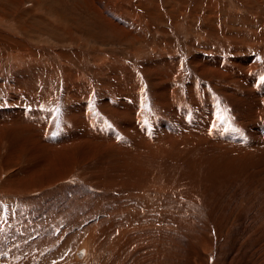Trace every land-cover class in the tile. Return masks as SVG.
Masks as SVG:
<instances>
[{"label": "rangeland", "instance_id": "1", "mask_svg": "<svg viewBox=\"0 0 264 264\" xmlns=\"http://www.w3.org/2000/svg\"><path fill=\"white\" fill-rule=\"evenodd\" d=\"M109 16L119 21L121 29L106 23L105 17ZM139 19L143 20L140 22ZM172 25H184L187 26V30L185 33L177 32ZM223 40H226V43ZM253 42L258 43L257 49L250 47ZM235 45L241 48L240 53L231 52ZM22 52L29 54L33 61L17 57V61L8 62L9 55L15 56ZM213 56L224 62L233 57L239 61L241 59L250 61L251 64L249 63L246 70H240L238 76L255 81L252 85L253 90H250L254 94L252 98L242 97V92L246 89L242 84L235 86L229 78L225 79L222 76L218 78L217 74L220 75L218 71L215 77L211 76L209 72L217 68L214 63L208 61ZM164 60L166 64H163ZM224 62L222 61V65ZM165 82H171L177 88L174 94L164 93ZM126 89H129L133 98L142 104L143 113L139 117L146 125L145 128L150 129L152 126L150 136L146 133L147 129L141 128L140 131L146 135L143 137L139 132V136L134 135L136 141L143 147H149L150 141L157 139L159 144L166 146L162 148L163 158L161 156L146 162L154 167L162 165L161 170L167 181H170L171 168H179V173L183 175L180 178L182 179L180 185L183 188H179V191L173 188L174 193L171 191L168 195L169 199L172 195L174 198L169 201L172 204L170 209L173 211L168 209L170 212L165 213L167 217L165 215L157 217L163 219V227L160 230L152 227L158 222L153 223L156 217L151 215V219L148 217L149 220L146 218L143 223V225L148 223L146 225L149 227L141 226V229L145 228L143 231L141 229L139 231V228L134 231L135 237H132V244L128 248L129 253L134 250V254L131 253L133 256L130 255L129 264H132L131 259L133 264H139L142 262L139 258L142 257L145 259L142 258L144 262L141 264H264V163L258 165L261 162L259 155H262L263 151L256 148L259 143L262 144L258 146L259 149H264V0H0V118L6 114L13 119L5 128H2L4 120L0 119V169L4 166L12 170L11 174L2 177L5 181L9 177L18 180L27 171L36 167L39 170L40 165L38 167L37 164L41 154L37 149L22 146L21 141L35 137V134L28 130H40L43 139L50 136L59 138L67 134V131L75 130V124L82 118L74 117L77 120L74 121L67 112L74 111L76 107H73L77 102L87 103L86 118L91 122H101L105 127H101V130H118L115 125L118 119H112L113 113L103 109V106L105 102L115 106L117 101L113 97L118 94L124 96ZM186 98L190 102L186 101ZM225 101L230 104L227 105V109H223L222 102ZM208 106L217 112L216 116L221 114V117L215 119L218 122L214 121V124L226 122L224 128L219 129L225 130L227 135L235 133L244 136L245 139L241 141L245 142L240 141L243 147L257 144L253 146L254 149L250 148L253 152L245 156L235 148L234 142L225 143L231 155L236 158L243 156L240 165L238 164L239 171L243 173L236 177L239 180L232 179L231 169L208 164L206 160L212 162L215 157L223 155L217 153L219 150L216 149L215 153L201 147L199 154H195L194 130L199 127L200 123L197 122L203 124L205 120L210 122L208 118L210 110L206 108ZM15 109L22 112L26 110L27 115L31 117L30 121L27 122L28 119L23 114L22 117L21 113L20 116L16 114L17 117L14 114ZM229 115L231 120L228 119ZM85 119L80 122L87 121ZM49 124L50 128L46 129ZM187 128L191 133L177 136L178 131ZM161 129L168 131L164 133ZM44 130L46 132L43 133ZM206 139L210 141L211 138ZM26 148L34 152L29 154L25 151ZM175 148L180 149L178 153ZM80 149L81 146L64 145L52 152V156L55 157L54 168H57L55 170L66 173L72 169L71 180L73 179L78 189L60 190L65 182H69L64 180L62 185L51 192L38 190L29 193L25 196L23 204H19L14 196L0 198L1 256L8 252L10 244H13L17 257L29 254L34 256L31 264L41 260H45L44 264H65L73 256V248L75 246L77 248L82 236L95 226L99 231H104L99 234L102 250L93 259L92 264H100L103 261L116 264V255L110 253L111 243L119 226L114 225L113 231L108 229L112 224L118 223L117 220L120 223L126 215L109 214L116 210L117 203L111 200H96L88 192L91 189L88 181L96 184L97 180L94 178L99 175L103 179L95 188L101 187L99 185L103 182L104 187L116 186L115 189L119 192V188L126 190L123 188L124 183L131 175L134 182L140 175L133 171L129 174L121 166L124 161L113 157L110 152V155L107 154V151H101L97 156L84 157L83 161L79 156ZM73 155L78 159V161H75L76 158L72 159V162H77L75 165L77 168L67 169L68 160H71ZM226 156L230 157L229 159L233 158ZM189 157L191 159H186ZM60 158L67 159V164L59 165L57 160ZM167 158L170 160H166ZM34 159L36 161H32ZM258 159L259 162L256 161ZM19 160L20 162L15 163ZM194 161H201L217 173L227 171L226 177L223 174V180L226 178V182L220 181L219 187L217 184L215 187L211 181L204 180L208 178L207 175L206 177L205 174L201 175L200 178L204 176L203 180L196 176L195 185L200 188L199 192L195 193L197 188L193 187V182L188 179L192 173L190 165ZM254 163L257 164L256 169L259 168L255 170L256 175L258 172L261 175L254 176L252 169ZM47 167L43 165V168ZM204 167L208 169L207 166ZM193 176L195 174L192 178ZM210 182L211 185L208 186L207 183ZM25 185L27 184L21 181L11 185V188L18 189ZM104 187L103 190H98L105 191ZM209 187H213L211 191L208 190ZM85 191L88 192L87 196ZM208 191L212 192V195H208ZM57 192L58 196L49 201ZM112 192L113 188L109 193ZM193 194L195 198L199 196L197 199L194 198L195 202L192 200L194 196L191 197ZM202 199L205 200V210L199 208ZM141 206H135L139 207V216L144 211L141 210ZM87 209H90L89 212ZM74 220L79 224L72 225ZM139 223L134 222V226H140ZM147 227L155 230H151L153 233H146L149 232ZM201 233L214 241L213 246L206 248L207 251L200 243L198 234ZM156 249L161 255L156 253L154 257L152 254Z\"/></svg>", "mask_w": 264, "mask_h": 264}, {"label": "bare ground", "instance_id": "2", "mask_svg": "<svg viewBox=\"0 0 264 264\" xmlns=\"http://www.w3.org/2000/svg\"><path fill=\"white\" fill-rule=\"evenodd\" d=\"M130 4V3H129ZM127 13V12H126ZM111 16L109 17H105V20H106V23L109 25H113L115 26L114 28H120V25H119V21L115 20V19H111L110 18ZM138 17H140V15H138ZM114 20V21H113ZM140 22L143 20V19H139ZM144 23V21H143ZM147 24V23H146ZM179 24V23H178ZM147 26V25H146ZM174 26V25H172ZM175 30L177 32H184L187 30V26H179V25H175L174 26ZM174 30V29H173ZM177 35V34H176ZM224 41V40H223ZM226 41V40H225ZM224 41V42H225ZM232 41V40H231ZM228 42V41H227ZM226 43V42H225ZM256 43L257 42H253V44H250V47L254 48V49H257L256 48ZM258 44V43H257ZM167 45V44H165ZM158 46V45H157ZM162 46V45H160ZM171 46V45H170ZM258 46V45H257ZM260 47V46H259ZM167 48V47H166ZM170 48V47H168ZM225 48V47H224ZM235 49L232 50L231 52L234 53V54H237V53H240L241 52V48H238L237 45H235L234 47ZM165 49V48H164ZM159 50V49H157ZM156 51V50H155ZM230 51V50H229ZM260 54H263L261 53L259 50H257ZM159 52V51H157ZM162 52V51H161ZM160 52V53H161ZM224 52V51H223ZM228 53V52H227ZM231 53V54H232ZM167 54V53H165ZM170 54V53H169ZM222 54V53H221ZM166 56V55H165ZM235 56V55H233ZM18 57V58H17ZM228 57V56H227ZM21 58L23 60H28V59H31V56L25 52H22L21 54H17V55H9V58H8V62L10 63L11 61L13 60H16L17 59ZM105 60V59H104ZM204 60V59H203ZM202 60V61H203ZM242 60V59H241ZM239 61L238 59H235L233 57V59H228V61L224 62V60H222L225 64L222 65V61L213 56L211 57L208 61L209 62H212L214 63L217 68L213 67L214 70L213 71H210L209 73H211V76L215 77L216 76V73L218 71V73H220V75L217 74V77H225V79H230L232 80L231 82H233V85L235 84H242L244 86V91L242 92V97H251L252 95H254L250 90L252 89V85L254 84L255 81L251 80V79H246V78H243V77H240L238 76L239 75V71L240 70H246V68L249 66V63L250 61L249 60H243V61ZM254 60V59H253ZM256 60V59H255ZM33 61V60H32ZM101 61V59H100ZM257 61V60H256ZM254 62V61H253ZM103 63V62H102ZM200 63V62H199ZM204 63V62H202ZM257 63V62H256ZM163 64H166V60L163 61ZM251 64V63H250ZM101 65H104V64H101ZM204 65V64H203ZM212 66V65H210ZM254 66V65H253ZM236 67L237 70L234 68ZM257 67V66H256ZM205 71H206V68H204ZM208 69V67H207ZM236 71H235V70ZM226 73V75H225ZM227 77V78H226ZM233 78V79H231ZM250 78V77H249ZM258 78V77H257ZM253 79V78H252ZM216 82V81H215ZM225 82V81H224ZM220 83V82H219ZM218 83V84H219ZM226 83H224L225 85ZM229 84V82H228ZM227 86V85H226ZM259 86V85H258ZM163 87H165L163 89L164 93L166 94H174V92L177 90V88L171 83V82H165ZM225 87V86H224ZM215 88V87H214ZM217 88V87H216ZM221 88V87H220ZM227 88V87H226ZM229 88V87H228ZM254 88V87H253ZM189 88H187L188 90ZM232 89V88H231ZM240 89V88H239ZM219 90V88H218ZM253 90V89H252ZM221 91V90H220ZM237 91V90H236ZM203 92V91H202ZM224 92V91H223ZM226 92V91H225ZM246 92V93H245ZM113 93V92H111ZM196 93V92H195ZM234 93V91L232 92ZM115 94V93H114ZM231 94V93H230ZM229 94V95H230ZM208 95V94H207ZM228 95V94H227ZM232 95V94H231ZM235 95V94H234ZM186 96V95H185ZM238 96L240 97V95L238 94ZM118 98V100H117ZM209 98V97H207ZM206 98V99H207ZM229 98V97H227ZM226 98V99H227ZM233 98V97H232ZM252 98V97H251ZM113 99H115L117 101V104H115V106H110L108 102H105L104 103V106H103V109H108L109 112L113 113V117L112 119L114 118V120L117 118L118 119V122L116 123L115 122V125L117 126L118 130H110V129H105V130H101V127L103 128L104 126H102V123L101 122H91L89 121L86 116H85V112L88 111L87 109V106L86 104L82 103L80 104V102H77L76 105L73 107L75 108L74 111L71 110V112H67L68 113V116L70 115V118H73L74 121H77L76 118L74 117H79V118H82L80 119L84 121V119L86 118L87 121L81 123L79 121L78 124H75L74 128L75 130H72V131H67L66 133L67 134H64V136H61L59 138H52L51 136L48 137V138H44L43 139V135L41 136V132H39L40 130H28V132L32 133V134H35V137L31 138V139H28V140H24V141H21V144L22 146H29L30 148H33V149H37V151L41 154V158H40V161L39 163L37 164L38 167H39V170L38 168L36 167L34 170H31V171H27L23 176H21L18 180H14L12 179L11 177H9V179H7L5 181V178H2L3 176H8L9 174H11L12 170L10 171L8 169V167H1V171H0V198H2V196L4 197H12L14 196L15 199H17L18 203L19 204H23L25 203V196H27L29 193H32V192H35V191H53V190H56L60 185L63 184L64 180H69V182H65L61 187H60V190L61 189H78V186L76 187V183H74L73 179L71 180V175H70V171H73L72 169L66 171V173H63L62 171H58V170H55L57 168H54V164H55V157L52 156V152H54V150H56V148L59 149V147L63 146L64 145H69V146H74V145H77V147H80L81 146V149L78 151L80 158H83V161H84V157H93V156H97L98 154L101 153V151H107L106 153L110 154L117 158V159H120L123 162V164L121 166L124 167V170H127L129 174L131 173H135V174H138L140 175V177L135 180L137 181H132L134 180V177H132V175L130 176L129 179H127V181L124 183L125 186L123 188H125L126 190H121V188H119V192L115 189V187L113 186H109V187H104V183L101 182V184L99 186L101 187H97L95 188V186L103 179L101 176L97 175L98 177L94 178L95 180H97V183L94 184L93 182L91 181H88V185H90L91 189L88 190V192L91 193V196H93L94 198H96V200L100 201V200H111L113 203H117V206H116V210H112L109 214H114V213H117L118 215L120 216H123L122 214L126 215L125 218H123L122 220H120V223L119 221L117 220L116 222L118 223H114L112 224V227L108 230H114V225H117L118 224V230L116 231V237L114 238V241L111 243V253L112 255H116V264H129V259L131 258L130 255H132L131 253L134 252L133 251H128V248H129V245L132 244V237L134 238V231L136 229L139 228V231H140V227L141 226H144L146 228V226L149 227V225H146L143 223L146 221V218L149 220V218L151 217H156L153 221V223L155 222V224L158 222L157 225H152V227L154 226L155 228L159 229L162 228L163 226V222L162 220L163 219H159L157 217H163L165 215L166 212H170L173 211L172 209H170V206L172 205L170 201L171 198H173L171 196V198L169 199L168 195L169 193L173 190V188H175L176 190L178 189L179 191V188H183L182 185H180V181L182 179H180L183 175L181 173H179L178 169L179 168H171L170 171H169V179L170 181H167L166 180V175L163 174L162 172V168L161 166H151V163H147L146 161L148 160H154V159H158L159 157H161L164 153L162 151V148L163 147H166L162 144H159V142L157 141V139H153V141H150V145L149 147H143L141 146L137 141H136V138L134 137V135H138V133L140 132L141 136L144 137V135H146L145 133H142L140 131L141 128H145L146 125L143 124V122L140 120V114L143 113L142 111V104L140 101H138L137 99H134L133 96L129 93V89H126L124 91V96H120L119 94L118 95H115L113 97ZM196 99V98H195ZM219 99V98H218ZM198 100V99H197ZM230 100V99H229ZM233 100V99H232ZM263 100V99H262ZM15 101V99H14ZM80 101V100H78ZM184 101V100H183ZM186 101H189L187 100L186 98ZM236 101V100H235ZM190 102V101H189ZM252 103L254 102L251 101ZM257 102V101H256ZM119 103V104H118ZM144 103V102H143ZM111 104V103H110ZM223 104V109H227V105H230L228 104L226 101L225 102H222ZM258 104V103H257ZM259 105V104H258ZM262 106V105H260ZM211 106H208L206 107L207 109L209 108L210 110V114H208V118L210 120V122H208V120H205V122L207 121L208 123L206 124L204 122L201 123V122H197V123H200L199 124V127H194L195 130H194V133H195V154L200 152V148L201 147H205L206 149H208L209 151H212V152H215L217 150H219V152H217L218 154H223L221 157H215L214 160H206L208 162L209 165H219L225 169L229 168L231 169V172L233 173V176H232V179H236V180H239L237 179L236 177H240L243 173L239 171V165H240V162L241 160L243 159V156H241L240 158H236L235 156L231 155L230 153V150L227 148V146L225 145V143H231V142H234V146L237 150L241 151L245 156H248V154H250V152H253L252 149L250 148H253V146H257V144L255 145H248V146H242L241 143L245 142V141H241L244 138V136H240L238 134H235V133H229L227 135V133H225V130H222V129H219V128H224V126L226 125V122H219V124H214L213 122L216 121L218 122L217 118H219V116L221 117V114L219 113L217 116V112L214 111V109H211L210 108ZM217 108V106H215ZM256 107H258L256 105ZM199 108V107H198ZM263 108V106H262ZM71 109V108H69ZM68 109V110H69ZM198 110V109H197ZM259 110V108H258ZM16 113H14L15 115L19 113H21V115L23 114L25 118H27V122H29L30 118L27 113H26V110L22 112V110L20 109H15ZM67 111V110H66ZM204 111V110H203ZM217 111H219L217 109ZM256 111V110H255ZM226 112V110H225ZM235 112V111H234ZM263 112V111H262ZM197 114V113H196ZM232 114V113H231ZM230 114V115H231ZM254 114V113H253ZM18 115H16L18 117ZM22 115V117H23ZM137 115V117H135ZM201 115V114H200ZM225 115V113H224ZM230 115L228 116V119L231 120L230 118ZM262 115V114H261ZM9 116V115H8ZM6 114H4L2 116V120H4L3 122H5L4 124H2V128H5L7 127V125L9 124V122H11L13 119L10 117H8ZM20 116V115H19ZM67 116V115H66ZM67 116V117H68ZM134 116V117H133ZM260 116V115H259ZM85 117V118H84ZM192 117V116H190ZM250 117H253V116H250ZM84 118V119H83ZM264 118V117H263ZM85 119V120H86ZM207 119V118H206ZM222 119V118H221ZM250 119V118H248ZM253 119V118H252ZM260 119V118H259ZM21 120V119H20ZM52 120V119H51ZM51 120L49 122H51ZM79 120V119H78ZM113 120V121H114ZM171 120V119H170ZM199 120V119H198ZM247 120V119H245ZM261 120V119H260ZM57 121V120H56ZM172 121V120H171ZM170 121V122H171ZM222 121V120H221ZM249 121V120H248ZM247 121V123H249ZM251 121V120H250ZM1 122V121H0ZM169 122V121H168ZM255 122V121H254ZM196 123V122H194ZM246 123V122H245ZM253 123V122H252ZM256 123V122H255ZM236 124V123H235ZM50 125L49 124L48 126L49 127H46V129L50 128ZM216 125V126H215ZM236 125H239V124H236ZM151 127L150 126V129L149 127L148 128H145L147 129L146 130V133L150 136L151 135ZM184 127V126H183ZM190 127V126H188ZM45 128V127H44ZM105 128V127H104ZM133 129H134V132H133ZM1 130V129H0ZM139 130V131H138ZM162 130V129H161ZM180 130V129H178ZM191 130V129H190ZM193 130V129H192ZM220 130V131H218ZM131 131V132H129ZM163 131V130H162ZM168 131V130H167ZM167 131H163L164 133L167 132ZM43 133L46 132L45 130L42 131ZM177 132V131H176ZM176 132L174 133L176 135ZM188 133H191V131H188V128L187 130H183L182 131H178L177 132V136L183 134H187ZM41 133V134H40ZM193 133V134H194ZM124 134H126V137H124ZM143 134V135H142ZM168 134V133H167ZM48 135V134H47ZM159 135V134H158ZM162 135V134H161ZM160 135V136H161ZM170 135V134H169ZM45 136V135H44ZM139 136V135H138ZM155 136V135H154ZM211 138L210 141H208L206 138ZM47 137V136H45ZM183 137V136H182ZM258 137V136H257ZM139 138V137H138ZM161 138V137H160ZM163 138L165 139L166 137L163 136ZM172 138V137H171ZM176 138V137H175ZM173 138V139H175ZM264 138V137H263ZM142 139V138H140ZM169 139V138H168ZM172 139V140H173ZM255 140V138H253ZM260 139V138H259ZM142 140H145V139H142ZM1 141V140H0ZM139 141V140H138ZM167 141V140H165ZM169 141V140H168ZM241 141V143H240ZM260 141V140H259ZM6 142V141H5ZM4 142V143H5ZM176 142V141H175ZM188 142V141H187ZM193 142V141H192ZM254 142V141H253ZM257 142V141H255ZM261 142V141H260ZM166 143V142H165ZM186 143V142H184ZM183 143V144H184ZM240 143V144H239ZM169 144V143H168ZM172 144V143H170ZM246 143H244L245 145ZM105 145H109V146H105ZM188 145V144H187ZM261 146L262 144H259L258 143V146ZM111 146V147H110ZM183 146V145H182ZM256 147L258 148V150H262L263 151V154L259 155V157L261 156V159L259 162V159L256 160L258 161V165H260L262 162L264 163V149H259V147ZM76 147V146H75ZM73 147V148H75ZM110 147V148H109ZM169 147V146H168ZM264 147V146H263ZM181 148V147H180ZM183 148V147H182ZM204 148V149H205ZM66 149V147H65ZM176 149V148H175ZM178 149V148H177ZM176 149V150H177ZM185 149V147H184ZM191 148H189L190 150ZM203 149V148H202ZM201 149V150H202ZM203 149V150H204ZM217 149V150H216ZM244 149V151H243ZM254 149V148H253ZM180 150V149H179ZM177 150V153L178 151ZM183 149H181L182 151ZM186 150V149H185ZM187 150V151H189ZM192 150V149H191ZM256 150V149H255ZM257 150V152H258ZM29 154L30 153H33L34 151L32 149H27L26 150ZM65 151V150H63ZM193 151V150H192ZM57 152V151H56ZM186 152V151H185ZM191 152V151H189ZM189 152H186L187 154ZM69 153V152H68ZM72 153V152H71ZM182 153V152H181ZM203 153V152H202ZM205 153V152H204ZM209 153V152H208ZM106 154V155H107ZM109 154V155H110ZM193 154V153H192ZM193 154V155H195ZM199 154V153H198ZM197 154V156H198ZM32 156H35L34 154H31ZM39 155V154H38ZM72 155V154H71ZM170 155V154H169ZM186 155V154H185ZM190 155V153H189ZM208 155V154H207ZM210 155V154H209ZM226 155L228 156H233L232 159H229ZM258 155V154H257ZM10 156V155H8ZM63 156V155H62ZM174 156V155H173ZM176 156V155H175ZM214 156V155H212ZM218 156V155H217ZM36 157V156H35ZM70 157V156H69ZM31 159L33 157H30ZM58 158V157H57ZM64 158H65V155H64ZM77 159V156L76 155H73L71 156V160H68V166H67V169L69 167H72L74 168L75 165L77 164V162H72V159ZM163 158V156H162ZM166 158V157H165ZM170 158V156H169ZM174 158V157H173ZM182 158V157H181ZM12 159V158H11ZM21 159V158H20ZM37 159V158H36ZM172 159V158H171ZM186 159H191L190 157L189 158H186ZM166 160H170V159H166ZM174 160V159H173ZM183 160V159H182ZM32 161H36L35 159L32 160ZM58 161V164L61 165V166H64L67 164V159H62L60 158ZM70 161V162H69ZM75 161H78L75 160ZM121 161V162H122ZM165 161V160H164ZM181 161V160H180ZM16 162H20L19 161H15ZM99 162V161H98ZM110 162V161H109ZM146 162V163H145ZM170 162V161H169ZM174 162V161H173ZM199 161L197 162H191L192 164L190 165L192 168V173H191V176L190 178H188L191 182H193V187H195V179H196V176L197 178H200L201 175L205 174V177L207 175V177L209 178H205L204 180L205 181H211L213 184H215V187H216V184H220V181H225V179L223 180V177L225 174H227V171H218L219 173L215 172L210 166L208 165H204L201 163V161L198 163ZM32 163V162H31ZM54 163V164H53ZM182 163V162H181ZM4 164V163H3ZM7 164V163H6ZM5 164V165H6ZM121 164V163H120ZM165 164V163H164ZM170 164V163H169ZM176 164V162L174 163ZM178 164V163H177ZM239 164V165H238ZM1 165V164H0ZM43 165H46L48 166L47 168H43ZM106 165V164H105ZM172 165V164H171ZM169 165V166H171ZM189 165V164H188ZM98 166V165H97ZM102 166V165H101ZM109 166V165H108ZM113 166V165H112ZM120 166V167H121ZM143 166V167H142ZM168 166V167H169ZM175 166V165H174ZM204 166H207L208 169H206ZM261 166V165H260ZM258 166V167H260ZM99 167V166H98ZM97 167V168H98ZM111 167V166H110ZM122 167V168H123ZM178 167V165H177ZM12 168V167H11ZM63 168V167H62ZM77 168V167H75ZM94 168V167H93ZM118 168V167H117ZM166 168V167H165ZM188 168V167H187ZM257 168V164L254 163L252 169L254 170V176H258L259 174L261 175L260 172H258L259 174L256 175V171L255 170H259L256 169ZM95 169V168H94ZM100 169V167H99ZM169 169V168H167ZM80 170V169H79ZM97 169H95L94 171H96ZM123 171V169H121ZM190 170V171H191ZM90 171V169H89ZM109 171V170H108ZM115 171V170H114ZM133 171V172H132ZM104 172V171H103ZM117 172V171H116ZM165 172V171H164ZM167 172V171H166ZM264 172V171H263ZM82 173V172H81ZM134 174V175H135ZM185 174V173H184ZM195 174V176H193L192 178V175ZM224 174V175H223ZM101 175H102V172H101ZM108 175V174H107ZM106 175V176H107ZM133 175V176H134ZM95 176V175H94ZM124 176V175H123ZM137 176V175H136ZM135 176V178H136ZM89 177H91V175L89 174ZM109 177V176H108ZM107 177V178H108ZM128 177V176H127ZM204 176H202L203 178ZM226 177V175H225ZM243 177V176H242ZM122 178V177H121ZM202 178H200L201 180H203ZM256 178V177H255ZM254 178V179H255ZM259 178V177H258ZM78 179V178H77ZM116 179V177H115ZM168 179V180H169ZM214 179V180H213ZM242 179V178H241ZM244 179V177H243ZM260 179V178H259ZM264 179V178H263ZM198 180V179H197ZM215 180H218L219 183ZM21 181H24L27 185L25 186H22L21 188H18L16 189L15 187L11 188V185H14V184H18V182H21ZM105 181V180H103ZM113 181V179H112ZM121 181V180H120ZM231 181V180H229ZM228 181V183H229ZM259 181V180H258ZM116 182V181H115ZM124 182V181H123ZM122 182V183H123ZM183 182V181H182ZM202 182V181H201ZM211 182L210 183H207L208 186L209 184L211 185ZM257 182V181H256ZM260 182V181H259ZM9 183V184H7ZM113 183V182H111ZM255 183V182H254ZM86 184V183H85ZM119 184V183H118ZM182 184V183H181ZM184 184V183H183ZM186 184V183H185ZM197 184V183H196ZM202 183H200V186H201ZM205 184V183H203ZM222 184V183H221ZM226 184V183H225ZM236 184V183H235ZM252 184V183H251ZM105 185H106V182H105ZM113 185V184H112ZM121 185V184H120ZM199 185V184H198ZM263 185V183L261 184ZM82 186V185H81ZM208 186H205L206 188H208ZM87 187V186H86ZM105 188L106 190L105 191H100L102 188ZM190 187V186H189ZM204 187V189H205ZM219 187V185H218ZM264 187V186H263ZM262 187V188H263ZM82 188V187H81ZM113 188V192L112 193H109ZM197 188V191L196 192H199V186H196ZM203 188V186H202ZM213 188V187H212ZM211 187H209L208 190L212 189ZM84 189H87V188H84ZM84 189H82L84 191ZM100 189V190H98ZM215 189V188H214ZM217 189V188H216ZM59 190V189H58ZM80 190V189H79ZM103 190V189H102ZM186 190V188H185ZM82 191V192H83ZM101 193H100V192ZM182 191V189H181ZM189 191V190H188ZM211 191V190H210ZM262 191V190H261ZM86 192V191H85ZM84 192V193H85ZM86 192V196H87V193ZM173 192V191H172ZM177 192V191H176ZM186 192V191H185ZM194 192V191H193ZM204 192V191H203ZM207 192V191H206ZM47 193V192H46ZM109 193V194H108ZM124 195H122V194ZM174 193V192H173ZM178 193V192H177ZM183 193V192H181ZM188 193V192H187ZM191 193V192H190ZM194 193V194H195ZM74 194V192L72 193ZM76 194V193H75ZM172 194V193H171ZM194 194L191 196L193 197ZM208 195H212V192H209L207 193ZM40 197L41 194H39ZM43 195V193H42ZM79 195V194H78ZM85 195V194H84ZM89 195V194H88ZM122 195V196H120ZM182 195V194H181ZM181 195H179L181 197ZM190 195V194H189ZM189 195H186V196H189ZM34 196V194H33ZM38 196V195H37ZM35 196V197H37ZM56 196H58V192L56 193V195L50 199L49 201H52L56 198ZM76 196V195H74ZM73 196V197H74ZM183 196V195H182ZM185 196V197H186ZM39 197V196H38ZM81 197V196H80ZM78 197V198H80ZM175 198L176 195H174ZM179 197V198H180ZM184 197V198H185ZM190 197V200L192 199ZM199 197V196H198ZM196 196L193 197V201L195 202V199L198 198ZM33 198V197H32ZM71 198V197H70ZM82 198V197H81ZM89 199L90 196H88ZM189 198V197H188ZM195 198V199H194ZM30 199V197L28 198ZM36 199V198H35ZM75 199V198H74ZM84 199V197H83ZM82 199V200H83ZM87 199V198H86ZM88 199V200H89ZM174 199V198H173ZM33 200V199H31ZM43 200V198H42ZM93 200V198H92ZM91 200V201H92ZM95 200V201H96ZM172 200V199H171ZM199 200V199H198ZM197 200V201H198ZM202 203L200 205L199 203V208L201 209H204L206 208L205 206V200L202 199ZM34 201V200H33ZM47 201V200H46ZM97 201V202H98ZM77 202V201H76ZM84 202V200H83ZM88 202V201H87ZM110 202V201H109ZM176 202V201H175ZM174 202V203H175ZM177 202H179V200H177ZM200 202V201H198ZM29 203H30V200H29ZM69 203V202H68ZM82 203V202H81ZM86 203V202H85ZM85 203H84V206H85ZM104 203V202H103ZM173 205L175 206L176 203ZM97 204V203H95ZM179 205V203H177ZM72 205V203H71ZM80 205V204H79ZM87 205V203H86ZM105 205V204H104ZM137 205H142L141 207V210L144 209L143 213L141 216H139V212L140 210H138V208H136L135 206ZM196 205V204H195ZM70 206V205H69ZM88 206V205H87ZM95 206V205H94ZM165 206H169L168 208H165ZM173 206V207H174ZM104 207V206H103ZM179 207V206H178ZM189 207V206H188ZM187 207V208H188ZM193 207V205H192ZM93 208V207H92ZM95 208H97V206H95ZM175 208V207H174ZM170 209V210H168ZM177 209V208H176ZM85 210V209H84ZM90 210V209H89ZM89 210L87 209V211L89 212ZM95 210V209H94ZM92 209V211H94ZM90 211V212H92ZM97 211V210H96ZM202 211V210H201ZM84 212V211H83ZM85 213L86 210H85ZM199 213V212H198ZM94 214V213H93ZM84 215V214H83ZM88 215V214H87ZM154 215V216H153ZM174 215V214H173ZM82 216V215H81ZM166 216V215H165ZM178 216V215H177ZM83 217V216H82ZM106 217V216H105ZM107 217L109 218V215H107ZM149 217V218H148ZM167 217V216H166ZM104 218V217H103ZM112 218V217H111ZM114 218V217H113ZM177 218V217H176ZM78 219V218H77ZM84 219V218H83ZM151 219V218H150ZM175 219V217H174ZM115 220V219H114ZM181 220V219H180ZM203 220V219H202ZM170 221V220H169ZM178 221V220H177ZM199 221V220H198ZM134 222L136 223H139L140 226L138 225L137 227L134 226ZM180 222V221H179ZM181 222H183L181 220ZM75 220L73 221L72 225H75V224H79L78 221L75 223ZM125 223V224H124ZM142 223V225H141ZM165 223V222H164ZM176 223V221H175ZM123 224V225H122ZM193 224V223H191ZM197 224V223H196ZM195 224V225H196ZM167 225V224H166ZM185 225V224H184ZM182 226V225H180ZM194 226V225H193ZM72 227V226H71ZM116 227V226H115ZM147 227V228H148ZM167 227V226H166ZM141 229L142 231L145 229ZM149 229V232H146V233H150L152 232L153 228H148ZM167 229V228H166ZM186 229V227H185ZM72 230V229H71ZM152 230V231H151ZM165 230V229H164ZM102 231L104 230H101L99 231V228L93 226L90 228V232H86L85 235L82 236V238L80 239V243L79 245L76 246L73 248L74 249V254L73 256L66 261L65 264H92L93 262V259L96 257V255H98L100 253V250H102L100 248L101 246V241L100 240V235L102 233ZM107 231V230H106ZM197 231V230H196ZM193 233H195V230L192 231ZM153 233V232H152ZM107 233H105L106 235ZM104 234H102L103 236ZM137 235V234H136ZM142 235V234H141ZM177 235V234H175ZM198 237L200 239V243L201 245L204 247V250H206L207 247H211L213 246V242L214 241H211L208 236L204 235L203 233L201 234H198ZM103 238V237H101ZM171 238V237H170ZM184 238V237H183ZM144 240V239H143ZM142 240V241H143ZM111 242V241H110ZM107 245V244H106ZM142 245V244H141ZM150 245V244H149ZM139 246V245H137ZM109 249V248H108ZM207 251V250H206ZM158 252V249H156L154 251V253L152 254L153 256ZM141 253V252H140ZM159 253V252H158ZM157 253V254H158ZM134 254V253H133ZM158 255H161V254H158ZM83 256V257H82ZM133 256V255H132ZM138 256V253L137 255ZM156 256V255H155ZM154 256V257H155ZM202 256V255H201ZM200 256V257H201ZM82 257V258H80ZM130 257V258H129ZM135 257V256H134ZM133 257V258H134ZM141 257V256H139ZM159 257V256H158ZM27 258V259H26ZM143 259H145V257H142ZM142 258H139L141 260L139 261H142L144 262V260H142ZM160 258V257H159ZM34 259V256L29 254V255H25L23 257H17L15 255V250L13 248V244H10V247H9V251L6 252V253H3L2 256L0 255V264H31L32 260ZM136 259V257H135ZM134 259V260H135ZM128 261V263H127ZM138 261V262H139ZM100 262V261H99ZM142 262H140L139 264H141ZM44 264L46 263L45 260H41L35 264ZM112 263V262H111ZM131 263L133 264L134 262H132V259H131ZM49 264V263H47ZM100 264H109L105 261H103L102 263ZM136 264V263H135Z\"/></svg>", "mask_w": 264, "mask_h": 264}]
</instances>
